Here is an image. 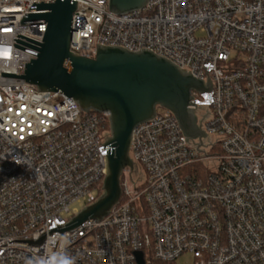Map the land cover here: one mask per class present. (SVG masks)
Returning a JSON list of instances; mask_svg holds the SVG:
<instances>
[{
  "label": "built area",
  "instance_id": "1",
  "mask_svg": "<svg viewBox=\"0 0 264 264\" xmlns=\"http://www.w3.org/2000/svg\"><path fill=\"white\" fill-rule=\"evenodd\" d=\"M37 1L51 0H0V264H139L137 253L173 264L186 252L193 264H264V0H147L122 14L76 0L70 53L148 49L211 89L191 91L204 137L157 107L132 130L133 168L109 213L50 234L101 195L110 133L108 113L20 78L36 55L13 43L37 50L14 39L38 45L16 35L41 42L46 27L20 24L46 11L28 10ZM44 231L40 244L17 241Z\"/></svg>",
  "mask_w": 264,
  "mask_h": 264
},
{
  "label": "water",
  "instance_id": "2",
  "mask_svg": "<svg viewBox=\"0 0 264 264\" xmlns=\"http://www.w3.org/2000/svg\"><path fill=\"white\" fill-rule=\"evenodd\" d=\"M146 3L147 0H108V11L122 14L141 9ZM75 8L76 0L33 2L28 10L46 11L24 13L20 24L46 22L42 41L37 42L20 34L16 36L38 47L19 39L14 41L37 52L13 43L15 47L36 55L28 63L21 62L20 78L24 81L34 84L38 91L62 92L85 112L108 113L110 135L102 143L106 147L102 194L68 223L56 224L48 229V234L52 231L62 233L86 218L101 219L109 213L121 194L119 178L122 169L133 168L129 156L132 130L139 123L154 117L157 107L173 113L187 138L204 137L205 133L197 124L195 105L190 101L191 91L211 89L208 76L205 84L148 49L134 52L96 44L93 58L70 53L71 15ZM203 68L206 73V66ZM46 233L44 231L35 240L17 241L40 244ZM136 256L138 263L142 264V254L137 253Z\"/></svg>",
  "mask_w": 264,
  "mask_h": 264
},
{
  "label": "rangeland",
  "instance_id": "3",
  "mask_svg": "<svg viewBox=\"0 0 264 264\" xmlns=\"http://www.w3.org/2000/svg\"><path fill=\"white\" fill-rule=\"evenodd\" d=\"M72 207H76L77 209H80L81 205L76 203ZM173 264H193V259L191 257V254L186 252L181 254L176 260H174Z\"/></svg>",
  "mask_w": 264,
  "mask_h": 264
},
{
  "label": "trees",
  "instance_id": "4",
  "mask_svg": "<svg viewBox=\"0 0 264 264\" xmlns=\"http://www.w3.org/2000/svg\"><path fill=\"white\" fill-rule=\"evenodd\" d=\"M103 126H104V128H105L106 130H109V123H108L107 120H105Z\"/></svg>",
  "mask_w": 264,
  "mask_h": 264
}]
</instances>
